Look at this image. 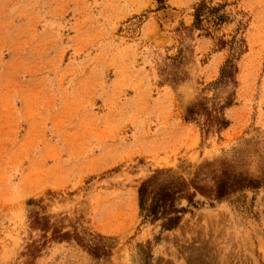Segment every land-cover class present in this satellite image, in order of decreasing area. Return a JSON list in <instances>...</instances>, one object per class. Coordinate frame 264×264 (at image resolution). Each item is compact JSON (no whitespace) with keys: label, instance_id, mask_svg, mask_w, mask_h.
<instances>
[{"label":"rangeland","instance_id":"rangeland-1","mask_svg":"<svg viewBox=\"0 0 264 264\" xmlns=\"http://www.w3.org/2000/svg\"><path fill=\"white\" fill-rule=\"evenodd\" d=\"M157 170L194 193L171 230ZM0 264H264V0H0Z\"/></svg>","mask_w":264,"mask_h":264},{"label":"trees","instance_id":"trees-1","mask_svg":"<svg viewBox=\"0 0 264 264\" xmlns=\"http://www.w3.org/2000/svg\"><path fill=\"white\" fill-rule=\"evenodd\" d=\"M161 2V0H159ZM202 4L195 7L194 11V26L198 27L201 24V7ZM216 10L212 11L211 14H216ZM215 19L218 24L224 22L223 15H217ZM237 68L235 63L231 59H227L226 62L221 66L219 77L211 85L216 87H226L229 83H235V74ZM177 74L173 72L172 80L175 81ZM231 99L228 100L224 105L214 106L213 109H209L206 106L205 101L198 100L190 103L185 108L184 119L188 121H196L198 117H205L203 125L208 131L212 125H216L218 129L225 128L228 125L227 120L223 117L221 111L223 107L231 105ZM213 112H215L213 114ZM217 112V113H216ZM169 170H157L149 178L143 180L138 187V201L140 212L146 219L151 222L162 220L161 228L164 230H171L175 228L182 217V214L186 211L185 207L177 206V201L181 199L187 200V205H194L193 197L194 193L188 191V184L180 178H169L161 179L160 176L168 173ZM227 185V181L221 179L217 182V193L215 194L217 198H220L224 194V188ZM193 187L197 190H202L201 186H198L193 182Z\"/></svg>","mask_w":264,"mask_h":264}]
</instances>
